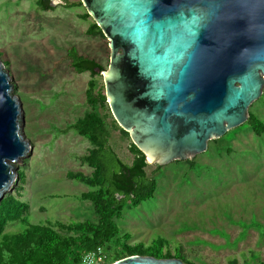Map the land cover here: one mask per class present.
<instances>
[{"label": "rangeland", "instance_id": "obj_1", "mask_svg": "<svg viewBox=\"0 0 264 264\" xmlns=\"http://www.w3.org/2000/svg\"><path fill=\"white\" fill-rule=\"evenodd\" d=\"M77 2L81 5L70 9L54 0L53 10L41 12L35 0H0V60L22 105L23 135L33 147L15 164L23 175L4 199L25 203L24 216L32 225L97 220L91 203L80 199L88 189L66 177L93 171L82 162L92 143L74 131L62 132L87 113L104 117L115 151L128 164L133 159V142L122 134L109 105L102 109L87 103L90 82L105 92L103 74H79L66 59L74 47L104 72L110 64L108 38L102 30L89 35L97 22ZM249 112L264 121V89ZM238 128L209 142L208 150L191 160L159 169L149 164L147 173L157 182L155 196L126 209L116 221L121 236L130 237L127 244L147 247L161 239L172 258L181 259L177 249L182 246L193 264H264V134ZM21 229L16 220L4 232Z\"/></svg>", "mask_w": 264, "mask_h": 264}, {"label": "water", "instance_id": "obj_2", "mask_svg": "<svg viewBox=\"0 0 264 264\" xmlns=\"http://www.w3.org/2000/svg\"><path fill=\"white\" fill-rule=\"evenodd\" d=\"M81 2L109 40L110 111L148 164L191 160L247 123L264 89V0ZM10 80L0 60V202L33 149ZM113 264L190 263L136 255Z\"/></svg>", "mask_w": 264, "mask_h": 264}, {"label": "trees", "instance_id": "obj_3", "mask_svg": "<svg viewBox=\"0 0 264 264\" xmlns=\"http://www.w3.org/2000/svg\"><path fill=\"white\" fill-rule=\"evenodd\" d=\"M53 1L35 0L41 12L53 10ZM62 1L70 9L81 5L77 0ZM87 17L88 14L83 19ZM100 32L99 26L93 24L88 33L97 35ZM66 59L79 74L90 72L97 76L103 72V67L97 61L80 55L74 47L69 49ZM87 103L102 109L108 108L104 90H97L93 82H90L87 90ZM245 126L251 127L259 136L264 134V121L254 114H250L247 123L238 129ZM70 131L88 139L93 145L82 158V162L93 170L92 173L69 172L66 177L88 189L80 199L91 203L97 220L32 225L24 216L27 205L13 197L5 198L0 203V264H77L84 255L98 248H102L107 253L106 257L112 260L108 264L136 255L172 258V249L166 247V242L161 239L147 247L141 243L127 244L130 237L121 236L116 223L121 220L126 209L137 208L155 196L157 182L147 173L149 164L146 155L132 143L129 147L132 162H124L111 145V131L106 119L97 112L87 113L62 132ZM121 132L130 137L123 129ZM19 175L22 178L23 173L19 172ZM16 220L21 222L22 231L5 233L6 225ZM56 226L63 232L55 230ZM177 253L182 260L193 264L184 257L182 246L177 249Z\"/></svg>", "mask_w": 264, "mask_h": 264}, {"label": "built area", "instance_id": "obj_4", "mask_svg": "<svg viewBox=\"0 0 264 264\" xmlns=\"http://www.w3.org/2000/svg\"><path fill=\"white\" fill-rule=\"evenodd\" d=\"M106 260L105 251L98 248L96 251L84 255L77 264H107Z\"/></svg>", "mask_w": 264, "mask_h": 264}]
</instances>
